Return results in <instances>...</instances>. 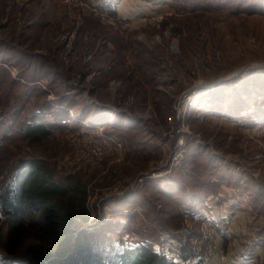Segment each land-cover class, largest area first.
<instances>
[{"label": "rangeland", "instance_id": "obj_1", "mask_svg": "<svg viewBox=\"0 0 264 264\" xmlns=\"http://www.w3.org/2000/svg\"><path fill=\"white\" fill-rule=\"evenodd\" d=\"M83 1L0 0V132L51 129L0 157L81 182L90 219L71 231L104 255L147 245L173 264H204L193 239L208 214L226 222L211 264H264V0ZM98 126L122 158L77 163ZM29 234L12 255L0 239V264L40 250Z\"/></svg>", "mask_w": 264, "mask_h": 264}, {"label": "trees", "instance_id": "obj_2", "mask_svg": "<svg viewBox=\"0 0 264 264\" xmlns=\"http://www.w3.org/2000/svg\"><path fill=\"white\" fill-rule=\"evenodd\" d=\"M50 134L51 129L41 122L22 126L18 137H12L8 129H1L0 150L3 145L33 143ZM2 154L6 157L5 152ZM5 157H0V222H6L9 230L5 234L0 232V239L6 253L12 255L33 233L40 250L32 258L16 257L4 264H173L147 245L123 246L110 257L86 239V232L73 236L71 226L90 219L84 185L77 180H55L42 162L31 159L10 162ZM95 249L98 252L94 256L91 250Z\"/></svg>", "mask_w": 264, "mask_h": 264}, {"label": "built area", "instance_id": "obj_3", "mask_svg": "<svg viewBox=\"0 0 264 264\" xmlns=\"http://www.w3.org/2000/svg\"><path fill=\"white\" fill-rule=\"evenodd\" d=\"M62 3L73 6L80 7L86 6L83 0H60ZM92 12H97L96 6H87ZM102 127L98 126V138L97 139H88L83 142L76 151L75 161L81 164H87L90 167L94 165L101 164L104 160H120L122 158V146L121 143L106 135L102 131ZM184 141L183 138H179L173 148L168 147L167 154V164L170 168L177 166L184 151ZM165 169H160L158 171H154L148 176L157 177L159 175L165 174ZM144 178H140L138 181L141 182ZM200 231L198 236L193 239L194 246L197 248L205 246L204 264H211L213 256H217L220 254L217 249V235L222 229L226 227V222L224 219L220 217L217 219H213L208 214L200 218ZM201 245V246H200ZM198 251H201V249ZM195 251V250H194ZM221 261L227 262L226 257L224 255H220L219 257ZM225 259V260H224Z\"/></svg>", "mask_w": 264, "mask_h": 264}, {"label": "water", "instance_id": "obj_4", "mask_svg": "<svg viewBox=\"0 0 264 264\" xmlns=\"http://www.w3.org/2000/svg\"><path fill=\"white\" fill-rule=\"evenodd\" d=\"M238 74H240V71L238 72Z\"/></svg>", "mask_w": 264, "mask_h": 264}]
</instances>
